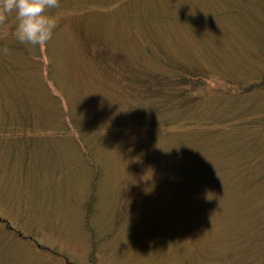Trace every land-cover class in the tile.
<instances>
[{
  "label": "rangeland",
  "instance_id": "obj_1",
  "mask_svg": "<svg viewBox=\"0 0 264 264\" xmlns=\"http://www.w3.org/2000/svg\"><path fill=\"white\" fill-rule=\"evenodd\" d=\"M49 14L0 24V264H264V0Z\"/></svg>",
  "mask_w": 264,
  "mask_h": 264
},
{
  "label": "clouds",
  "instance_id": "obj_2",
  "mask_svg": "<svg viewBox=\"0 0 264 264\" xmlns=\"http://www.w3.org/2000/svg\"><path fill=\"white\" fill-rule=\"evenodd\" d=\"M59 6L60 0H0V24L14 15L15 39L21 44L43 47L52 40L58 26L57 18L49 10Z\"/></svg>",
  "mask_w": 264,
  "mask_h": 264
},
{
  "label": "trees",
  "instance_id": "obj_3",
  "mask_svg": "<svg viewBox=\"0 0 264 264\" xmlns=\"http://www.w3.org/2000/svg\"><path fill=\"white\" fill-rule=\"evenodd\" d=\"M49 12H50V10H49ZM13 38V35L11 34V39Z\"/></svg>",
  "mask_w": 264,
  "mask_h": 264
}]
</instances>
